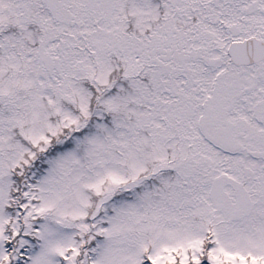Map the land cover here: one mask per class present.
<instances>
[{"label":"snow or ice","instance_id":"snow-or-ice-1","mask_svg":"<svg viewBox=\"0 0 264 264\" xmlns=\"http://www.w3.org/2000/svg\"><path fill=\"white\" fill-rule=\"evenodd\" d=\"M0 264H264V0H0Z\"/></svg>","mask_w":264,"mask_h":264}]
</instances>
